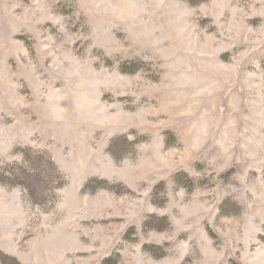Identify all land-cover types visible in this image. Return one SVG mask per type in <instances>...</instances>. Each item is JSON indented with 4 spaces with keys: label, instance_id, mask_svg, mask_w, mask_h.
I'll use <instances>...</instances> for the list:
<instances>
[{
    "label": "rangeland",
    "instance_id": "374dc122",
    "mask_svg": "<svg viewBox=\"0 0 264 264\" xmlns=\"http://www.w3.org/2000/svg\"><path fill=\"white\" fill-rule=\"evenodd\" d=\"M0 264H264V0H0Z\"/></svg>",
    "mask_w": 264,
    "mask_h": 264
}]
</instances>
